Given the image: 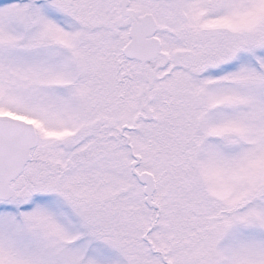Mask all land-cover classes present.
Segmentation results:
<instances>
[{"label":"snow or ice","instance_id":"obj_1","mask_svg":"<svg viewBox=\"0 0 264 264\" xmlns=\"http://www.w3.org/2000/svg\"><path fill=\"white\" fill-rule=\"evenodd\" d=\"M0 264H264V0H0Z\"/></svg>","mask_w":264,"mask_h":264}]
</instances>
